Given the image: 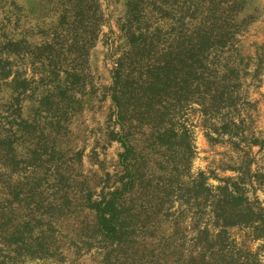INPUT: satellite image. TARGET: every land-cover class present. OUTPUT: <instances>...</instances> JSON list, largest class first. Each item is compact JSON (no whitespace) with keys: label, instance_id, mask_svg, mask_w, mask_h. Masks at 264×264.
I'll use <instances>...</instances> for the list:
<instances>
[{"label":"trees","instance_id":"trees-1","mask_svg":"<svg viewBox=\"0 0 264 264\" xmlns=\"http://www.w3.org/2000/svg\"><path fill=\"white\" fill-rule=\"evenodd\" d=\"M157 1L134 0L121 27L128 48L111 71L103 133L121 151L113 172L89 175L67 142L104 21L98 0H0V264L86 254L96 264H264V163L252 152L264 140L250 128L235 48L254 18L241 17L248 0H185L169 26L145 10ZM192 110L237 153L236 175L216 185L190 171Z\"/></svg>","mask_w":264,"mask_h":264},{"label":"rangeland","instance_id":"rangeland-1","mask_svg":"<svg viewBox=\"0 0 264 264\" xmlns=\"http://www.w3.org/2000/svg\"><path fill=\"white\" fill-rule=\"evenodd\" d=\"M133 3L134 0H98L104 21L99 36L89 51L85 94L77 96L81 99V109L70 122L71 137L67 142L68 147L83 150L79 170L84 174H99L102 166L105 170L113 172L118 161V153L121 151L119 143L115 141L105 143L103 133L110 106L107 87L111 83L114 61L128 48L121 27L127 24L130 6H133ZM186 4L185 0H161L144 7L146 11H152L154 17L159 18L160 24L169 26L177 25L179 11L187 6ZM248 14L254 15V18H248L244 31L237 37L235 48L239 54L238 59L242 58L240 70L249 72L243 77L241 94L242 98L250 103V106L245 108V112L250 115V128L256 137L264 140V0H248V3L244 4L241 17ZM23 63L19 69H26L27 75H30L32 72L30 67L26 61ZM256 67L260 72L257 76H252L251 73ZM187 119V122L192 124L195 145V155L190 165L191 173L195 175L199 171H204L209 177L208 182L213 185L219 183L218 178L236 175L230 166L236 164L237 153L223 140L213 142L206 136L199 112L189 111ZM252 152L257 165L261 166L264 163V144L262 148L253 146ZM67 154L70 155V152ZM252 167L255 168L256 164ZM257 195L264 199V191L257 190ZM177 206L175 204L174 208ZM230 232L238 241L253 250L260 244V241H250L246 230L232 229ZM260 254L263 255L264 252L261 251ZM88 257V254L83 255L81 259H84V262L81 264H96L97 261ZM26 264L58 263L34 260Z\"/></svg>","mask_w":264,"mask_h":264}]
</instances>
